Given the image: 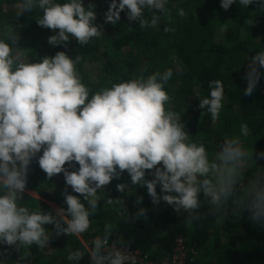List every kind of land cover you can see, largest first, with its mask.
Wrapping results in <instances>:
<instances>
[{"label": "clouds", "instance_id": "1", "mask_svg": "<svg viewBox=\"0 0 264 264\" xmlns=\"http://www.w3.org/2000/svg\"><path fill=\"white\" fill-rule=\"evenodd\" d=\"M169 3L109 0L104 22L115 26L125 12L141 30L158 28L171 12ZM233 4L241 10L249 5L264 10V0H220L223 10ZM94 8L91 3L85 7L84 0H13L11 4L15 17L39 12L36 24L53 32L47 43L63 48L70 40L83 47L103 36ZM8 11L9 7L0 20V245L19 253L11 264H29L33 247L50 249V237L62 234L81 241V247L68 251L69 264H80L85 255L88 264H142L136 254L117 247L123 241L112 239V222L105 221L99 235L84 239L94 224L103 186L125 172L130 184L117 183L118 192L144 187L153 205L162 201L176 214L185 213L188 222L200 220L206 206V215L217 224L231 214L247 212L253 224L264 228V168L256 167L253 150L244 143L251 134L247 123L239 125V135L224 136L210 152L202 140L190 135L181 113L171 106L167 85L172 67L147 75L142 69L93 90L83 81L79 54L57 51L51 57L28 59L18 43L20 25L9 21ZM176 15L185 17V10L177 7ZM172 30L163 27L164 32ZM247 60L243 93L251 95L264 73V50ZM207 88L198 108L215 123L225 101L224 85L213 79ZM257 155L264 159V152ZM33 161L46 179L62 174L65 188L59 207L43 210L26 202ZM146 170L151 179L146 178ZM32 193L28 197L36 200ZM104 203L123 205L121 199L106 198ZM145 212L137 208L139 216ZM46 225H52L54 233ZM7 252L8 248L0 252V264H9L3 258ZM161 264H168L167 259ZM172 264H178L176 258Z\"/></svg>", "mask_w": 264, "mask_h": 264}, {"label": "trees", "instance_id": "2", "mask_svg": "<svg viewBox=\"0 0 264 264\" xmlns=\"http://www.w3.org/2000/svg\"><path fill=\"white\" fill-rule=\"evenodd\" d=\"M12 3L13 0H0V20L9 7L7 18L14 26L20 25L18 43L29 54L28 59L33 55L51 57L57 51L73 56L79 54L82 63L78 68L83 81L93 90L108 86L109 82L128 79L142 69H146L144 74L147 75L172 67L174 74L167 85L172 96L171 106L181 113L190 135L202 140L212 152L224 136L239 135V125L247 123L251 134L244 143L249 151L253 150L256 167L264 168V159L257 155L264 152V73L251 95L243 93L247 59L264 50V10L257 5L241 10V6L233 4L223 10L220 0H170L171 12L163 16L158 28L141 30L137 22L127 20L125 12L120 13L117 25L105 23L104 12L109 0H84L85 7L89 3L95 5V23L102 26L103 36L83 47L70 40L67 48H63L47 43L53 32L36 24L39 12L15 17ZM177 7L185 10V17L176 15ZM164 26L174 30L164 32ZM213 79L223 82L225 95L215 123L206 111L198 108V99L207 96V83ZM146 178L151 179L147 170ZM247 179L246 175L245 182ZM117 183L130 184V177L125 172L119 180L103 186L105 193H101L94 224L84 234L85 238L99 235L104 222L109 221L114 224L112 239L121 238L122 245L139 248L154 259L158 254L167 253L172 240L180 235L188 251L194 253L190 264H264V228L253 224L247 212L231 214L217 224L214 217L206 215L207 207L202 206V218L188 222L185 213L176 214L162 201L153 205L144 187L120 193L115 188ZM64 188L62 174L46 179L36 162H32L26 190L32 191L37 199L32 200L25 192L27 203L39 204L43 210L54 209L50 203L59 207ZM68 191L71 192L70 187ZM106 198L121 199L123 205H107ZM139 207L146 209L143 216L137 214ZM45 227L54 233L52 225ZM48 247L50 249L45 251L33 247L29 264H69L65 259L68 251L81 247V241L63 234L53 235ZM5 248L8 252L3 258L11 264L19 253L4 245H0V252ZM88 260L85 255L80 264H88Z\"/></svg>", "mask_w": 264, "mask_h": 264}, {"label": "built area", "instance_id": "3", "mask_svg": "<svg viewBox=\"0 0 264 264\" xmlns=\"http://www.w3.org/2000/svg\"><path fill=\"white\" fill-rule=\"evenodd\" d=\"M91 238L92 237H84L85 240ZM172 242L173 244L171 245L170 250L165 254H158V257L155 259L149 257L146 253H143L139 248H132L124 245H117V247L126 249L131 254H136L142 264H161V261L164 259H167L168 264H172L173 258H176L178 264H190V262L194 260V253L192 251H188L185 247L184 238L179 235L176 236Z\"/></svg>", "mask_w": 264, "mask_h": 264}, {"label": "rangeland", "instance_id": "4", "mask_svg": "<svg viewBox=\"0 0 264 264\" xmlns=\"http://www.w3.org/2000/svg\"><path fill=\"white\" fill-rule=\"evenodd\" d=\"M25 51V50H24ZM26 52V51H25ZM27 53V52H26ZM26 192H28V193H31L32 191H30V190H26ZM33 195H35L34 193H32ZM50 203V202H49ZM54 208H56L57 206L56 205H54L53 203H50Z\"/></svg>", "mask_w": 264, "mask_h": 264}]
</instances>
